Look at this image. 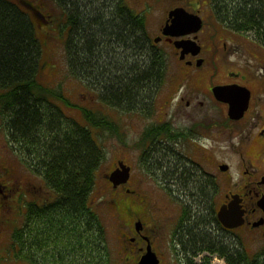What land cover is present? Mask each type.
Here are the masks:
<instances>
[{"label": "flooded vegetation", "instance_id": "obj_1", "mask_svg": "<svg viewBox=\"0 0 264 264\" xmlns=\"http://www.w3.org/2000/svg\"><path fill=\"white\" fill-rule=\"evenodd\" d=\"M133 1L135 8L128 0H119L120 5L126 2L124 9L139 28L144 48L141 54L135 50L128 51L130 60L120 63V66H154V87L139 102L119 104L106 99L101 87L88 75L85 77L91 85L95 83L98 100L127 110V158L113 160L105 172L112 194V208L118 210L123 228L121 236L127 242L123 248L124 263L142 264L144 255L153 252L159 264H205L212 260L213 254L228 264L227 258L221 254L220 243L216 246H193L189 243V235L184 236V232L191 226H197L199 220L193 213L197 214L199 195L207 198L208 208L202 209L204 212L201 213L208 216L210 213L211 218L206 220L210 227L205 228L214 235L218 236L216 230L221 229L226 234L238 232L236 234L243 238L251 234L264 241V166L260 164V160L264 163V62L249 64L247 72L230 67L228 55L243 45L241 37L244 38V33L250 29L236 28L227 16L220 18L217 0ZM185 12L190 14V19L182 21L180 16ZM123 73L121 69L114 70L110 76ZM231 84H241L250 89L249 107L240 118H232L228 102L219 100L214 93L215 86ZM67 104L75 107L71 102ZM215 106L220 109L222 118L218 124L227 126L228 121L241 122L245 124L241 129H255L247 138L244 149L238 153L237 167L228 164L224 169L223 165L227 164L218 163L215 170L213 153L202 140L208 137L203 132L219 128L215 125ZM83 111L96 113L86 106ZM106 121L108 123L104 126H95L78 120L91 129L109 128L106 130L116 135L117 141L118 121L111 119V126L108 118ZM96 140L106 149L99 137ZM197 145L202 146L200 152L196 151ZM121 161L128 168L126 180H122L123 175L118 173L114 176L117 182L113 183L111 172L120 169ZM242 165L246 168L241 173ZM220 175H228L229 178L225 180L222 199L214 205L213 184L218 183L216 178ZM38 177L41 180L33 190H27L30 195L26 200L33 209L31 226L37 237L38 226L43 225L44 219L46 227L39 230L47 232V235L53 232L47 215L43 213L53 193L48 189L45 175L39 174ZM192 177L194 182L183 183V178L191 181ZM197 181H201L200 185L196 184ZM3 187L7 184L0 185L1 195ZM121 194H125L127 200L122 201ZM233 195L237 196L243 222L230 228L221 223L217 211L221 205L233 201ZM178 200L183 211L177 217L172 207ZM240 244L241 241L236 244L239 249ZM20 247L26 252L21 243ZM31 251V259H34L35 251Z\"/></svg>", "mask_w": 264, "mask_h": 264}, {"label": "trees", "instance_id": "obj_2", "mask_svg": "<svg viewBox=\"0 0 264 264\" xmlns=\"http://www.w3.org/2000/svg\"><path fill=\"white\" fill-rule=\"evenodd\" d=\"M20 1L19 6L14 0H0V83L7 87L0 93V106L9 116L6 120L9 135L14 142L38 154L37 165L55 192L49 205L43 208L53 229V241L61 238L71 241L79 231L84 235L96 232L93 225L99 219L92 210L90 197L105 150L97 143L94 129L84 126L75 117L69 118L61 105L68 102L63 88L46 87L39 81L42 44L36 29L39 24L46 25L52 15L46 14L33 0ZM55 1L67 10L70 30L67 41L73 71L84 74L87 69L88 77L101 87L109 101L126 104L142 100L155 85V67L138 64L131 68L121 67L112 60L106 61L98 49V46L116 49L125 46L128 51H139V54L143 51L139 28L124 6L120 9L119 0ZM216 8L219 17L227 16L236 28L253 29L264 37V0H217ZM86 10L89 12L85 13ZM106 50L107 53L111 51ZM120 69L123 75L110 76L112 71ZM85 116L95 126L108 123L106 118L92 111H85ZM194 181V177L191 181L183 178L185 184ZM201 198L202 201L197 199L199 213L208 208L207 198ZM32 213L29 203L26 218L14 232L10 246L14 249L19 242L22 246L28 244L25 238L32 249L36 248L37 254H41L44 240L41 234L44 233L39 229L46 227V221L44 219L43 225L38 226V237L35 236ZM203 217L198 219L197 226L184 232V236L189 235V243L193 246L220 243L221 254L231 263L246 264L248 256L236 244L199 227L200 224L210 227L207 215ZM101 236L99 240H103ZM84 243L99 246L97 237ZM55 247L69 251L71 257L76 254L73 246L69 248L61 243ZM78 247H83V243Z\"/></svg>", "mask_w": 264, "mask_h": 264}, {"label": "rangeland", "instance_id": "obj_3", "mask_svg": "<svg viewBox=\"0 0 264 264\" xmlns=\"http://www.w3.org/2000/svg\"><path fill=\"white\" fill-rule=\"evenodd\" d=\"M14 1L21 2L20 0ZM33 1L36 4H40L46 14L50 13L52 15V19H49L46 25L39 24L38 29H36L42 44V55L38 74L39 81L50 88L61 86L70 100L68 102L74 104L75 107H72V105L68 107L66 103H61V105L64 107L65 111H68L70 115L75 116L83 123H87L83 111L85 106L100 115L103 114L102 116L110 120V126L111 119L117 120L120 129L118 135L119 139L117 138L116 141V135H111V132L106 130L109 128H94L93 130L95 137L97 139L99 137L102 144L106 147L105 159L101 163L99 171L96 174L95 189L91 196L93 206L100 216L98 223L93 225L96 231L95 234L84 235L83 232L79 231L74 241L61 238L62 240L59 239L58 242H54V234L47 235V232H41L44 233L41 234L42 238H44V240H42L43 252L41 254H36L34 260L25 258L27 262L24 260L25 253L20 250V242L17 244L18 248L15 252L10 250V248H12L10 243L14 232L17 231V227L25 220L27 209L24 205L27 204L24 203L30 195L27 193V190L31 191L34 189V186L41 180L38 175L43 173L39 165H37V161L39 160L38 154L30 151V149H26V147H22L23 145L21 144L18 146L9 135L6 124V120H8L9 116L2 111L0 106V183L7 184V187H3V192L7 193V196H5L3 192L2 195L0 193V207L3 205V208H0V264H125L123 248L127 242L124 241L121 236L123 228L118 217V210L117 208H112V194L105 178V172L108 169V165H110L113 160L117 158L124 160L127 158V145H125L129 133L126 131L128 130L127 110L124 108L112 107L97 99V89L93 86L95 83L93 82L91 85L90 80L85 78L88 75L87 69L84 74L76 73L75 70V72L73 71L67 41L70 32L68 28L69 18L67 10L65 11L55 0ZM128 2L131 4L130 6L135 8L133 0H128ZM122 4L120 9L126 7V2H122ZM83 9L85 8L83 7ZM87 11L88 10H86L85 13ZM91 28L93 27L91 26ZM241 42L243 45L238 48L235 53L229 54L228 58L230 67L243 69V71L247 72L246 69L250 67L249 64L253 62H264V37L261 38L257 31L252 29L244 33V38L241 37ZM106 48L111 51L107 53ZM98 49L103 52L106 61L112 60L119 65L120 63L128 62L131 58L125 46H120V48L117 49L111 46L100 48L98 46ZM45 62L46 65H44ZM84 78L87 80L90 87L86 84ZM6 89L7 87L0 83V93H4ZM219 110L220 109L215 106V125L219 126V128L203 132L204 136L207 135L208 137L202 138V140L208 144V149L213 153L215 170L218 163L232 164L233 167H237L239 162L238 155L241 153L240 151L244 149L243 147L247 142V138L252 135L255 130L252 128L241 129L245 125L241 122L228 121L229 124H226L227 126L220 123L218 124L217 122L222 120ZM226 117L228 120L229 117ZM247 123H249V120ZM198 137H201V135L198 134ZM196 141H198L197 138ZM201 147L197 145L196 151L200 152ZM260 164L264 166L262 160H260ZM245 168V165L241 166V173ZM223 177L222 175L217 177L218 183L215 182L213 184L215 191L214 205H217L216 202L222 199V193L226 187L225 180L229 178L228 175H223ZM19 193L20 200H16ZM21 194H23V199ZM197 199L199 201L203 200L199 195ZM121 200H127V196L121 194ZM120 203L122 202L120 201ZM172 211L177 217L180 212L183 211L179 200L172 207ZM204 211L200 210V212ZM195 215H197V219H200L207 214L199 213L197 208V214L193 213V216ZM207 217L211 218L210 213ZM203 225L200 224L199 227L205 228ZM236 233L226 234L224 231H221V229L216 230V234L223 235L222 237L226 241L237 245L241 241L244 244L245 251L248 253V261L246 264H264V241L251 234H246L247 236L243 238ZM19 234L21 233L19 232ZM47 236L49 238L45 239ZM99 236H101L103 240H99ZM96 237L100 243L99 247L84 243L86 240ZM24 241L28 244L23 245V249L28 251L32 256L28 240L24 238ZM61 243L69 248L73 246L74 249L83 243V247L76 248V254L71 257L69 251H60L59 247H55V245L59 246ZM64 254H66L65 257H63ZM15 256H17V258H15ZM211 258V264H226V261L216 254H213Z\"/></svg>", "mask_w": 264, "mask_h": 264}, {"label": "water", "instance_id": "obj_4", "mask_svg": "<svg viewBox=\"0 0 264 264\" xmlns=\"http://www.w3.org/2000/svg\"><path fill=\"white\" fill-rule=\"evenodd\" d=\"M189 15L188 12H185V14L182 13L180 16L181 20H189ZM214 93L219 100L229 103V115L232 118L242 117L249 106L250 89L246 86L240 84L218 85L214 87ZM121 167L123 168L121 172L124 175L122 180H126L128 168H125V164L123 163H121ZM227 167V165L223 166L224 169ZM111 179L116 182L114 177ZM233 197H235V199L229 204L222 205L218 212L220 221L226 227L230 228L239 226L243 222V214L238 200L236 199L237 196L233 195ZM142 264H159V262L153 252H148L144 255Z\"/></svg>", "mask_w": 264, "mask_h": 264}]
</instances>
